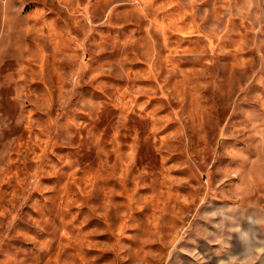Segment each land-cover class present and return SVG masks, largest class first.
<instances>
[{
  "label": "rangeland",
  "instance_id": "obj_1",
  "mask_svg": "<svg viewBox=\"0 0 264 264\" xmlns=\"http://www.w3.org/2000/svg\"><path fill=\"white\" fill-rule=\"evenodd\" d=\"M0 264H264V0H0Z\"/></svg>",
  "mask_w": 264,
  "mask_h": 264
}]
</instances>
